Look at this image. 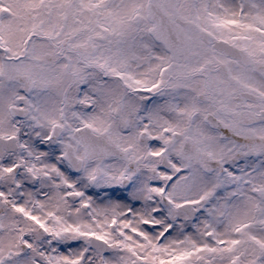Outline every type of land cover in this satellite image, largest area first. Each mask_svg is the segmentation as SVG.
I'll return each instance as SVG.
<instances>
[{"label": "snow or ice", "instance_id": "6c2138e0", "mask_svg": "<svg viewBox=\"0 0 264 264\" xmlns=\"http://www.w3.org/2000/svg\"><path fill=\"white\" fill-rule=\"evenodd\" d=\"M0 264H264V0H0Z\"/></svg>", "mask_w": 264, "mask_h": 264}]
</instances>
